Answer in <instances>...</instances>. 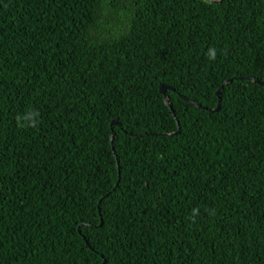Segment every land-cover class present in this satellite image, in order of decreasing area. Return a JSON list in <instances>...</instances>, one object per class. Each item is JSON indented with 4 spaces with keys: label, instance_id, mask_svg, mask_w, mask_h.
I'll use <instances>...</instances> for the list:
<instances>
[{
    "label": "trees",
    "instance_id": "obj_1",
    "mask_svg": "<svg viewBox=\"0 0 264 264\" xmlns=\"http://www.w3.org/2000/svg\"><path fill=\"white\" fill-rule=\"evenodd\" d=\"M214 1L0 0V264H264V0Z\"/></svg>",
    "mask_w": 264,
    "mask_h": 264
},
{
    "label": "water",
    "instance_id": "obj_2",
    "mask_svg": "<svg viewBox=\"0 0 264 264\" xmlns=\"http://www.w3.org/2000/svg\"><path fill=\"white\" fill-rule=\"evenodd\" d=\"M212 3H220L221 1L217 2V1H214V0H210ZM254 82H257L256 80H252ZM159 91L160 93L164 96V101H165V104L173 111V108H172V105L170 103V99L168 98V95H167V92L168 91H173V88L170 87V86H167V85H164V84H161L160 85V88H159ZM220 93H221V90H219L217 92V95L219 96V103H218V106L215 110H212V111H218L221 106H222V101H221V98H220ZM186 101H188L189 103L197 106L198 108H201V109H204V110H207L205 107L199 105L198 103H196L195 101H192V100H188L186 98H184ZM115 126L117 127H121V124L117 121V120H114L112 123H111V128L113 129ZM178 126H179V123H178ZM112 136V134H111ZM111 141L113 142V136L111 137ZM102 221H101V224L100 226H102Z\"/></svg>",
    "mask_w": 264,
    "mask_h": 264
},
{
    "label": "clouds",
    "instance_id": "obj_3",
    "mask_svg": "<svg viewBox=\"0 0 264 264\" xmlns=\"http://www.w3.org/2000/svg\"><path fill=\"white\" fill-rule=\"evenodd\" d=\"M210 58L212 59V60H215V58H216V55H215V50L213 49V50H210ZM35 121H32L30 124H29V126L31 127V126H35Z\"/></svg>",
    "mask_w": 264,
    "mask_h": 264
}]
</instances>
